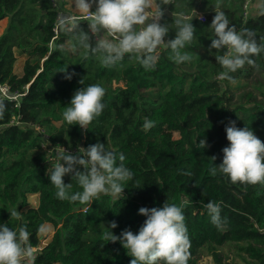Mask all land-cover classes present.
<instances>
[{"label":"trees","instance_id":"trees-1","mask_svg":"<svg viewBox=\"0 0 264 264\" xmlns=\"http://www.w3.org/2000/svg\"><path fill=\"white\" fill-rule=\"evenodd\" d=\"M247 1L219 0L220 10L230 26L252 29L259 39L264 36V0L260 12L249 17ZM217 2L172 0L164 5L161 23L170 27L165 40L175 38L174 11L194 17L195 38L185 50L198 58L177 65L169 59L170 50L161 47L157 67L145 71L127 56L120 65L104 68L91 54L85 58L83 50H62L67 37L55 30L58 11L52 0H0V20L8 19L0 35V82L12 93H21L18 103L0 98L6 104L0 117V224L27 226L36 248L30 264H130L133 257L119 241L103 239L109 222L117 223L110 230L118 236L126 228L136 233L146 220L139 208L162 207L166 200L183 209L190 238L188 264H197L205 245L223 264L218 247L226 242H236L250 258L248 264H264V186L233 184L227 176L210 172L223 161L230 120L240 128L249 126L264 142V53L254 57L258 67L246 65L232 74L238 84L245 82L237 86L239 91L217 79L223 71L215 59L218 50L209 52ZM200 13L203 21L195 17ZM81 27L88 31L86 21ZM17 55L26 57L22 73L15 71ZM67 67L69 74H76L71 80L59 72ZM82 78L84 85L79 83ZM94 83L106 89L102 115L87 130L68 125L62 117L64 107L77 89ZM145 118L155 123L148 131L142 128ZM34 124L43 127L52 144L72 149L82 142L84 148L101 142L123 153L134 174L124 184V194H100L92 204L57 199L48 175L55 164L41 149L42 136ZM202 139L210 147L200 148ZM64 181L73 183L72 191L80 190L71 174ZM34 194L36 206L29 201ZM209 201L221 206L226 221L222 228L211 223L204 207ZM12 209L22 214L21 219H11ZM45 223L55 230L42 244L38 228Z\"/></svg>","mask_w":264,"mask_h":264},{"label":"clouds","instance_id":"clouds-1","mask_svg":"<svg viewBox=\"0 0 264 264\" xmlns=\"http://www.w3.org/2000/svg\"><path fill=\"white\" fill-rule=\"evenodd\" d=\"M169 4L172 0H73V11L61 12L56 20V28L67 37L61 49L83 50L85 58L91 54L104 68L120 65L127 56L145 71L155 70L161 47L170 50L169 59L175 64L191 63L198 56L185 49L195 38L194 17L174 11L175 38L165 40L170 27L161 21L165 15L163 6ZM214 7L215 16L209 28L213 37L209 52L218 50L215 59L223 71L217 79L235 84L233 73L246 65L258 67L254 57L264 53V36L257 39V33L249 28L238 31L236 26H230L229 17L220 10L219 0ZM195 17L201 21L204 19L198 14ZM85 21L88 31L81 27ZM221 50L223 54H219ZM59 72L65 73L68 80L76 75L69 74L68 67ZM79 83L84 85L85 78ZM105 95L106 89L99 83L77 89L69 106L64 107L63 120L68 125H79L87 130L93 120L102 115L106 107L103 103ZM5 110L6 104L0 101V117ZM154 126V121L145 118L142 128L148 131ZM225 131L229 144L222 149V163L210 168L211 175L219 172L233 184L264 186V142L249 126L237 127L232 120L225 126ZM199 146L203 149L210 147L206 139L199 140ZM54 151L57 163L48 170V175L56 190L55 197L61 201L92 204L100 194L118 197L124 194V184L133 180V172L125 165V155L106 148L104 143L80 147L76 154L60 145H56ZM211 160L215 162L216 157ZM69 174L80 190L72 191L73 183H65L64 177ZM204 207L211 223L222 228L226 221L222 220L221 206L209 201ZM9 213L11 219H21L22 214L17 209ZM139 214L146 220L138 232L126 228L118 236L110 230L118 227L115 221H111L103 239L112 243L119 241L133 257L130 264H188L190 238L182 207L166 200L162 207L139 208ZM46 230L45 225L38 228L39 232ZM30 235L27 226L13 229L0 224V264H30L34 261L35 249L30 243Z\"/></svg>","mask_w":264,"mask_h":264},{"label":"rangeland","instance_id":"rangeland-1","mask_svg":"<svg viewBox=\"0 0 264 264\" xmlns=\"http://www.w3.org/2000/svg\"><path fill=\"white\" fill-rule=\"evenodd\" d=\"M262 0H248L247 1V15L248 17L251 15H256L260 12ZM4 21V22H3ZM0 22V35L4 31L7 22L6 19ZM26 57L22 55H17V61L15 63V71L18 73H22L23 65L25 62ZM245 82L241 81L240 84L237 82L233 84L234 87L243 86ZM175 137H178V133L175 134ZM29 201L32 205L36 206L38 204V195H29ZM46 231L40 232V236L42 238V244L47 243L51 240L52 235L54 233L55 227L50 223H45ZM210 246L205 245L197 257V264H218L215 260V257L211 254ZM36 251V249H35ZM218 252L221 254L222 263L223 264H248L250 258L247 254L242 253L237 248L236 242H226L223 245L218 247Z\"/></svg>","mask_w":264,"mask_h":264},{"label":"built area","instance_id":"built-area-1","mask_svg":"<svg viewBox=\"0 0 264 264\" xmlns=\"http://www.w3.org/2000/svg\"><path fill=\"white\" fill-rule=\"evenodd\" d=\"M53 1V6L57 9L58 14H60L61 12H63L62 10V0H52ZM247 3L245 5L246 8V14H247ZM203 16L205 19V16L203 13H200L199 16ZM203 19V20H204ZM88 28V25H87ZM55 30L57 31V28H55ZM21 96V93H12L10 86L6 83H1L0 82V98H9L12 100H16L17 103L19 102V98ZM35 130L42 136V143H41V149L46 151L48 153L49 158L54 162V164L57 163L56 160V153L54 151L56 145H60V144H52L50 142V136L49 134L46 133V131L43 129V127L39 124H34L32 125ZM60 147L65 148L66 151L72 152L73 154H76L78 152V149L80 147H83L82 145L78 146V147H74L72 149H68L62 145H60ZM80 168V167H79ZM36 249V248H34Z\"/></svg>","mask_w":264,"mask_h":264},{"label":"crops","instance_id":"crops-1","mask_svg":"<svg viewBox=\"0 0 264 264\" xmlns=\"http://www.w3.org/2000/svg\"><path fill=\"white\" fill-rule=\"evenodd\" d=\"M62 10L65 13L73 11V0H62ZM5 19H6V22H7L8 19L7 18H5ZM5 19H2V21L5 20Z\"/></svg>","mask_w":264,"mask_h":264},{"label":"water","instance_id":"water-1","mask_svg":"<svg viewBox=\"0 0 264 264\" xmlns=\"http://www.w3.org/2000/svg\"><path fill=\"white\" fill-rule=\"evenodd\" d=\"M82 139L84 140V131H82ZM81 145H83V142L81 143Z\"/></svg>","mask_w":264,"mask_h":264},{"label":"bare ground","instance_id":"bare-ground-1","mask_svg":"<svg viewBox=\"0 0 264 264\" xmlns=\"http://www.w3.org/2000/svg\"><path fill=\"white\" fill-rule=\"evenodd\" d=\"M1 21H2V20H1ZM1 21H0V22H1Z\"/></svg>","mask_w":264,"mask_h":264}]
</instances>
